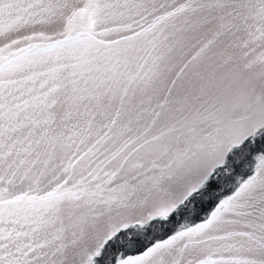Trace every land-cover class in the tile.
I'll use <instances>...</instances> for the list:
<instances>
[{"label": "snow or ice", "instance_id": "snow-or-ice-1", "mask_svg": "<svg viewBox=\"0 0 264 264\" xmlns=\"http://www.w3.org/2000/svg\"><path fill=\"white\" fill-rule=\"evenodd\" d=\"M0 264H264V0H0Z\"/></svg>", "mask_w": 264, "mask_h": 264}]
</instances>
